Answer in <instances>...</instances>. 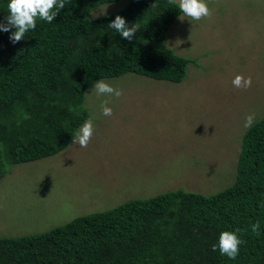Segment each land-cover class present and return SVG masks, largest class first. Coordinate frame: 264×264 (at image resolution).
<instances>
[{
    "label": "trees",
    "instance_id": "trees-1",
    "mask_svg": "<svg viewBox=\"0 0 264 264\" xmlns=\"http://www.w3.org/2000/svg\"><path fill=\"white\" fill-rule=\"evenodd\" d=\"M114 1L66 0L51 23L37 18L36 28L16 44L11 32L0 31V180L13 164L68 147L90 117L84 103L93 81L127 72L185 79L188 59L166 45L169 27L182 14L178 6L132 0L116 13L90 16L94 7ZM8 2L0 0V23L7 22ZM117 14L129 27L140 25L131 42L108 27ZM261 202L264 119L245 134L237 177L228 188L211 195L178 189L42 233L0 236V264H264ZM256 221L259 236L250 227ZM237 228L243 242L235 260L212 250L222 231Z\"/></svg>",
    "mask_w": 264,
    "mask_h": 264
},
{
    "label": "rangeland",
    "instance_id": "rangeland-1",
    "mask_svg": "<svg viewBox=\"0 0 264 264\" xmlns=\"http://www.w3.org/2000/svg\"><path fill=\"white\" fill-rule=\"evenodd\" d=\"M130 1L98 5L90 16L116 13ZM205 2L210 18H177L167 31L166 45L188 59L183 81L134 72L97 79L85 96L93 121L86 148L71 142L8 167L0 180V236L42 233L178 189L211 195L233 185L245 117L254 113L253 125L264 119V0ZM238 74L251 77V87L235 88ZM98 80L123 95L97 96ZM104 100L111 116L102 114Z\"/></svg>",
    "mask_w": 264,
    "mask_h": 264
},
{
    "label": "clouds",
    "instance_id": "clouds-1",
    "mask_svg": "<svg viewBox=\"0 0 264 264\" xmlns=\"http://www.w3.org/2000/svg\"><path fill=\"white\" fill-rule=\"evenodd\" d=\"M66 0H9L7 4L8 15L5 17L6 23H0V31L11 32L9 36L10 41L13 44L20 42L24 39L25 34L29 30L36 28L37 18L51 23L54 18L59 14V11L64 9ZM170 4L178 6L179 19L183 21L187 18L191 21H199L203 18H210L212 13L205 2V0H169ZM151 7H157L154 2ZM55 9V10H54ZM108 27L113 29L120 36L131 42L140 29L138 23L132 24L131 27L126 23L125 18L116 15L115 19L108 23ZM15 29L12 31V29ZM251 77L245 78L238 74L232 80V85L235 88H248L251 87ZM93 89L97 96L115 95L117 98L123 95L122 90L112 87L104 80H98L94 83ZM108 100L101 102L102 114L104 116H111L112 109L108 107ZM255 120V114L251 113L245 117L244 128L250 129L253 126ZM93 133V121L92 119L86 120L80 129L73 136L72 143L78 144L80 147L86 148L91 140ZM261 207H264V202H261ZM251 231L256 236L260 235V222L256 221L250 225ZM244 231H247L246 229ZM241 232L240 228L235 231H222L219 235L217 244L212 245V250L217 251L222 256H226L229 259L235 260L239 254V248L243 242L237 235Z\"/></svg>",
    "mask_w": 264,
    "mask_h": 264
},
{
    "label": "crops",
    "instance_id": "crops-1",
    "mask_svg": "<svg viewBox=\"0 0 264 264\" xmlns=\"http://www.w3.org/2000/svg\"><path fill=\"white\" fill-rule=\"evenodd\" d=\"M152 91H157L158 93L155 94H160V89L152 90Z\"/></svg>",
    "mask_w": 264,
    "mask_h": 264
}]
</instances>
